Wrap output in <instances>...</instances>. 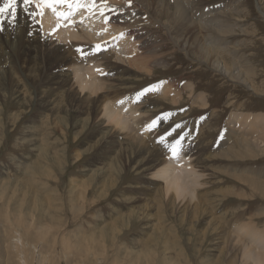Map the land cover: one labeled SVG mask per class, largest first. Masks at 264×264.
<instances>
[{
	"label": "rangeland",
	"instance_id": "rangeland-1",
	"mask_svg": "<svg viewBox=\"0 0 264 264\" xmlns=\"http://www.w3.org/2000/svg\"><path fill=\"white\" fill-rule=\"evenodd\" d=\"M81 2L82 5H87L84 3L86 0H81ZM93 2L98 4L94 7L95 9L90 7L91 3L94 4ZM171 2L172 0H160L159 5H172ZM200 3L203 4V8L210 6V8L219 11L222 10L224 15L229 17L227 21L222 22V25L228 33L230 32V36L217 39L223 36V32L219 29L218 36L212 33L213 38L211 40L218 41L220 45L224 44L222 40L229 41V45H227L229 51H226L227 53L223 54L222 57H225L231 65L234 63L233 56L237 54H241L243 58L250 61L248 69L252 72L251 75L257 89L253 90L249 84L244 82H237L234 75L221 73L212 64L203 61L202 55L197 56L189 48L191 44L185 47L180 43H174L175 41L172 42L169 39L170 36L167 35L168 29L166 27L160 25V22L157 23L158 21L153 23L148 20V17L156 16V11H153L155 9L151 8L149 13L142 16L140 13L144 12L142 11L143 7L137 10L135 9L137 5L134 3L129 5V0H91L90 4L88 3V8L91 9H88L87 6L85 8L88 9V12H85L82 5L79 7V9L81 7L84 9L83 12L86 15L82 13L83 16L79 14L76 19H71L73 20L71 23L69 22L71 27L70 24L58 25L59 28L63 27L67 34L83 33L85 37L81 36L77 39H80L81 43L79 44L85 50L100 44L102 49L115 53L110 61V66L119 71L123 69L122 66L126 68L125 76L127 79L123 81V84L129 85L128 91L111 99L110 104L107 105L109 109L102 105L100 110L94 112L90 106L88 107L89 115H81L80 110H75L72 104L68 105L67 98L63 104L58 98L56 111L46 109L41 105L40 102L44 100L42 98L44 95L40 91L41 88L42 90L46 89L44 76L46 73L58 72L56 62L48 65L47 61L51 62L50 54L53 49L61 51L70 39L63 40L57 37L58 34L55 33H59V31L56 29L50 30V32L47 29L48 33L43 27L46 30L44 31L39 15L35 16L36 19L34 18L33 25L36 28L33 26V33L30 36L31 39L36 37L37 40H41L43 46L30 41L27 42L29 45L26 43L22 46L23 48L14 45L13 47L8 45L0 47V82L4 84L0 88V264H229L228 260L231 258L232 251L226 248L223 242L215 240L216 235H221V230H215L216 228L212 231L207 230V224L212 219L211 216L208 214L207 218H188L187 220L192 219L190 222L185 221L181 215L180 209L184 208L187 203L186 200L190 202L193 199L192 203H189L190 205L186 204L191 208L198 200V194L188 195L186 200L177 198L175 204H171L168 208L162 209L160 206H154L155 209L154 207L147 208L148 213L152 212L148 220L134 221L128 230H122L114 240L109 239L105 246L98 237L91 236L97 227L105 224V220L112 222L117 215L128 214L133 208L138 210L137 206L145 203L146 197L143 198L144 203L136 198L131 199V201L125 199L131 197L132 187H144L146 185L147 187L160 188L161 184L165 186L163 180L158 181V183L154 182V177H157L156 173H159L160 167L156 168L157 170L152 168L147 172L145 171L146 177L143 180V185H139L137 182L140 176H137L135 167L128 162L123 168V175L119 180L120 182L118 181L116 189L107 198H103L101 201H93L97 195L100 196L97 194L100 193L97 192L100 190L97 185L94 188V194L89 193L91 201H87L86 198L81 200L85 206H82L80 210H78L79 202H75V200L70 202L71 196H80L82 191L79 187L75 188L74 184L79 183L81 178L88 177L91 174L89 173L90 170H96L100 167L101 170H104L108 169L109 166H114L112 161L116 156H113L112 153L120 152L123 149L122 146H128V142L137 143L138 139L142 141L149 139V133L154 130L150 129L149 125L154 119L159 118L158 126L155 128L157 129L155 131L157 137L161 135L160 131L163 127H167L171 131L176 125H181L170 137H176L174 136L176 133L179 134L177 138L184 135V140L188 139V145H199L202 142L213 148V145H216L220 140V136L224 135L228 129H234L239 134L244 132L246 134L243 135L249 137L254 135V138L259 137L258 132L253 134L255 129L260 130V136H262L261 132L264 133V121L260 116V114L264 115V0H202ZM36 4L37 2L32 5L33 9ZM166 6H161L160 11L164 12ZM116 9L117 15L111 18L110 14L113 13L111 10L116 11ZM192 9L190 6L188 10L193 12ZM92 12L94 13L92 14ZM18 16L17 12V20ZM159 17L162 20L169 18L164 14H160ZM8 19L12 21L11 18L7 17L3 23ZM13 24L9 27H3L9 29L12 39L17 38V33L24 38V32L16 30L18 21ZM113 26L114 28H112ZM99 27L102 29L99 30ZM215 27L219 28L218 26ZM191 29L185 34L190 35L194 28ZM2 39L9 40L4 35ZM143 43L149 45L144 46ZM224 45L226 46V44ZM148 48L156 51V54L152 55L150 59L145 58V61H148L152 67L151 72L146 71V69H138L132 60L141 54L143 56L153 54L145 53ZM22 50L24 53L25 51L28 53L24 54ZM38 51L42 55L45 53L46 59L44 58L43 63L39 66V72L31 75L29 70L34 66L33 63L36 58L34 54L39 53ZM23 56L24 58H22ZM18 59L20 60L18 61ZM22 59L26 69L20 71ZM129 60H132L133 63L131 64ZM85 61L84 69L82 68L81 71L76 72L75 69L67 67L72 78L67 81L68 85L78 93L79 97H77L82 100L86 97L92 99L101 91L103 92V86L109 83H104L102 78L109 76L112 72L109 64L106 65L105 61ZM239 61L243 63V61ZM47 67L51 68L47 70ZM128 71L131 72L128 73ZM23 72L26 73V80L23 78ZM19 73L22 78L19 77ZM2 75L10 76V81H6ZM78 76L81 79H78ZM85 77L89 78L86 79ZM33 79H38L36 84H34ZM83 83H87V85L84 86ZM89 83L91 86L88 85ZM95 84H99L98 86L102 87L101 90L98 89L99 91L93 92L91 89L96 86ZM153 85L156 86L154 91L146 93L143 97L137 96L143 89L151 88ZM168 88L171 89L170 93L167 92ZM174 93H177V96ZM200 95L206 98L207 105L205 108L198 106L201 105L199 103ZM163 96L167 97V100L161 99ZM172 96L173 99H179L175 101V104ZM79 99L75 97V101ZM113 100L114 103H112ZM120 105L124 106L120 108ZM59 107L62 111H59ZM63 109L66 110V113ZM128 109L129 111H126ZM118 111H122L123 118L125 117V119L120 120L122 126L114 124L115 122L110 115L118 114ZM91 114L92 120L86 121L89 127L84 130L80 123L81 118H90ZM234 115L238 116L237 122L230 118ZM64 116L66 117L64 122H59L60 117L63 118ZM108 116L112 119V122L109 119L111 123L108 122ZM122 120L125 124L122 123ZM141 121L144 122L143 126L140 124ZM209 123L210 125H207ZM27 126H30V130ZM164 128L163 130H165ZM105 130H112L111 133L113 134L110 140H115L114 143L110 144V147L112 146L110 150L108 146L99 147L98 144L96 145L97 140L106 132ZM168 130L167 132H169ZM130 131L133 134H130ZM33 136L36 137L32 139ZM259 142H262V147L257 151V157H238L231 161V164L234 165L232 169L243 170L241 178L244 177L248 180L249 176L259 177L254 176L255 172H264L262 169L264 168V138ZM154 144L159 148L160 144H156L155 141ZM105 148L108 149V153L104 151ZM214 148V150L220 151L225 146L220 147L221 149L218 148L219 150ZM189 150L192 152V148ZM56 151H59L58 160L61 164L52 158ZM40 152L48 153V159L43 160L44 166H41L43 171L38 174L33 172L30 174L29 168L33 162L41 160ZM77 152H79L80 157H76V159L75 153ZM194 159L195 157L193 161L189 159L183 163L185 165L189 162L192 165L196 161ZM204 160L206 158L197 159V165H193L195 168L192 166L190 171L191 176L194 172L200 174L199 181L202 184L198 185L199 189L213 190V188H209L211 182H207L211 178L216 179L212 186H216L218 191L229 190L232 187L229 191L234 192L233 187H235L238 191L235 194H247L245 197H250L249 199H240L236 198L235 195L236 197L225 199V196L222 198L225 201H223L221 209H226V207L234 209V207L248 201L252 205L248 210L249 215L254 214L258 207L264 206L262 194L252 195V192L259 190L258 188L249 186L232 176L225 178L219 174L211 176L212 170H204L199 166ZM249 171H252L251 174ZM151 178L154 180H149ZM52 192L55 199L48 202L43 195L48 196ZM169 195L165 198L172 197V192ZM148 198L150 200L152 197ZM139 202L141 205L138 204ZM221 209L218 211L220 212ZM218 211L217 213H219ZM160 212L161 214H159ZM108 215L111 217L106 218ZM244 220L248 224L249 221H252L250 217ZM252 222L263 227L264 217H259L257 221ZM152 223L159 224L158 226L162 224L167 226L172 236L168 238L165 235V238L162 236L157 239L155 244L148 243L147 247L151 249L152 253L141 260L137 251L142 249L146 243L144 241L152 233L150 227ZM234 223L235 221L229 229L236 236V232H240ZM195 224L196 226H194ZM205 231L207 233H204ZM241 233L243 234L244 231L242 230ZM258 248L260 247L255 248V250L260 252ZM257 251L256 253H258ZM244 263L242 257L237 262V264Z\"/></svg>",
	"mask_w": 264,
	"mask_h": 264
},
{
	"label": "bare ground",
	"instance_id": "bare-ground-1",
	"mask_svg": "<svg viewBox=\"0 0 264 264\" xmlns=\"http://www.w3.org/2000/svg\"><path fill=\"white\" fill-rule=\"evenodd\" d=\"M87 1H89L88 2L89 4L91 2V0H86V2H84V3H86L87 5L84 6V4L82 5L81 0H75L74 5L72 7H70L69 10L73 11L74 9H76V7L78 5H80V6L82 5L84 9L86 8V6L88 8ZM105 1H107V0H105ZM122 1H124V0H122ZM200 2H202V0H200V1H197V0H172V2H171L172 5L163 4V5H167V6L165 7L164 12H162L160 10L162 9L161 6H163V5H161V6L159 5L160 0H131V4L134 3L137 5V7H135V9L139 10L140 7H143L142 11H144V12L140 11V12H142V13H140V14H142V16L149 13L150 12L149 10L151 8L155 9L153 11H156V16L155 17H148V20H150L153 23H156L158 21L157 23L160 22L159 23L160 25H163L164 27H166L168 29L167 35L170 36L169 39L172 40V42L175 41L174 43H180L181 45H184L185 47H188L189 44H191V46H189V48L193 52H195V54L197 56L202 55L204 58L203 61L209 62L210 64H212L215 67V69H217L221 73H225L226 75H228V74L234 75V77L237 79V82L238 81L244 82L246 84H249V86L251 88H253V90L257 89L256 84L254 82V78L251 75L252 72L250 71V69H248L250 61L247 58H243L241 54H237V55L233 56L234 57V63H232L233 65H231V63L229 61H227V59H225V57H222L223 54L227 53L226 51H229V49L227 47V45H229V43H228L229 41L222 40V41H224V44H226V46H225L223 43H222V45H220V43L218 41L214 42V40H211V38H213V34L217 35V33H220L219 29H220V31L223 32V36H220L217 39H224L225 37L228 38L230 36V34H229L230 32L228 33V31L222 25V22L227 21L229 19V17L227 18L224 15L222 10L219 11L218 9L210 8V6H209V8H205V6H204V8H203V4ZM0 3H3V0H0ZM38 3H39V5H44L41 2V0H39ZM118 3H120V2H118ZM96 5H98V4L97 3H94V4L91 3L90 7L94 8ZM190 6H191V8H193L192 9L193 12L195 10L194 13L190 11L191 9L188 10ZM34 7L35 8L33 9L32 5H31L28 8V12H25L22 6H18L17 7V12L19 15L18 20L16 19L15 21H13V20L10 21V19H8L6 22L4 21V23H3L4 27H9L13 23L18 21V24L16 25L17 26L16 30L18 32H24L25 37L24 38L20 37V35L18 33L17 34L15 33L17 38L12 39L10 37L11 32L8 31L9 29H5L3 27L4 31L3 30L0 31V47L6 46V45L13 47V45H14L18 48H23L22 46H24V44H26L27 42H30V41H34L35 43L41 45L42 44L40 42L41 40H37L36 37L31 39V36H30L33 33L32 29L34 26L33 25L34 18H35V16L37 17L38 15L40 17L39 18L40 21L43 24L42 28L45 27L46 30L47 29L49 30V32H50V30L53 31L54 29H56L59 31V33H55V34H58L57 37H59L60 39L62 38L63 40H67L68 38L70 39L66 43L65 48L61 49V51H59L57 49H53V51L50 54L51 62L47 61L48 65H50V63L54 64L56 62L57 63L56 67H58L57 68L58 72L57 73L56 72L46 73V75L44 76V78H45L44 82H45L46 89L42 90V88H41V91H40V93L44 95V96H42V98H44V100H42L40 102L41 105L46 109L48 108L50 110L56 111L58 109V98L61 100L62 104H63V101L67 98L68 105L72 104L75 110H78V111L80 110L81 115H89L88 114V112H89L88 107H90V106H92L91 108L93 109L94 112H97L98 110H100V107L102 105L106 106V109H109V107L107 108V105L110 104L109 101L115 97H118L119 95H121L123 93H126V91H128V88H129L128 87L129 85L127 83L123 84V81L127 79V76H125L126 75L125 74L126 68L124 66H122L123 69L121 71H119L115 67L110 66V61L112 60V57H114L115 53H112L110 50H106V49L97 50L95 47L88 48V50H85L83 48V46L79 44V43H81L80 39H77L78 37H81V36L85 37V36H83V33L77 32V33H68L67 34L66 30L63 29V27L62 28L58 27L59 24L57 25V23H59L60 20L56 19L53 14L48 12L46 9H44V11H41V13H39L37 10H35L37 7L35 5H34ZM91 8H88V9H91ZM81 9H82V7H81ZM84 9L79 11L80 15H82V13H84L83 12ZM87 10L85 9V12H88ZM183 10H185V11H183ZM111 11L113 13L110 14V17L114 18V16H116L118 13L117 9H116V11H114V10H111ZM93 13L94 12H92V14ZM84 14L86 15V13H84ZM160 14L167 15L169 18L167 17L168 18L167 20L166 19L162 20L159 17ZM5 17L11 18L7 12L5 13ZM74 19H76V18L74 17ZM70 20H71V18L63 20V24L70 21ZM230 21H232V19H230ZM101 22H103V21H101ZM94 25H96V24H94ZM64 26H66V25H64ZM69 26L71 27L72 25L70 24ZM215 26H218L219 28H216ZM34 28H36V27L34 26ZM45 28H43L44 31H46ZM112 28H114V26ZM191 28L192 29L194 28V30L192 32H190L191 34L190 35L185 34V33H188ZM96 29H98V28H96ZM101 29L102 28H100L99 30H101ZM48 30H47V32H48ZM234 31H236V30H234ZM3 35L5 36L6 39H9V40H7V41L3 40L2 39ZM55 37H56V35H55ZM75 39H77L76 42H75ZM91 40H93V39H91ZM46 44H47V42H46ZM143 44H144V46L149 45L146 43H143ZM27 45H29V44L27 43ZM43 45H41V46H43ZM38 47H40V46H38ZM78 49H83V52L85 54L81 55V52L78 51ZM17 50L19 51V49H17ZM146 50L147 51L145 53H153V54H149V55H145V56H143L141 54V55H138L137 57L133 58L132 60L134 61V65L137 66L138 69H141V70L146 69V71L151 72L152 67H151V65H149L148 61H145L146 60L145 58L148 57L150 59V57L152 55L156 54L155 53L156 51L152 50L150 48H148ZM22 52H23V50H22ZM26 53H28V51L27 52L25 51L24 54H26ZM44 55H45V53H44ZM44 55H42L40 52L34 54V57H36L34 59V63L32 61H30V63H33L34 66L31 67L32 69L29 70V74L32 75L35 73L37 74L39 72V66L43 63L44 58H45ZM11 56H12V54H11ZM22 58H24V56ZM11 60H12V58H11ZM19 60L20 59H18V61ZM85 60H88L89 62L90 61L93 62V60L105 61L106 65L109 64L110 71H112V72H110L109 76L102 78L104 83L105 82L109 83V84H106L105 86H103V92L101 91L99 95L95 96L92 99H89V97H86V99L82 100L81 98L80 99L78 98L79 97L77 95L78 93L76 91H74L73 88L71 89L68 85L67 81H69V79H72V78L69 75L70 71H68L67 67H71L72 69H75L76 72L78 70L81 71L84 69L83 65L86 62ZM132 60H129V61L131 62ZM239 60L243 61V63H240ZM22 61H23V59H22ZM115 62H116V60H115ZM120 63H122V62H120ZM124 63H125V61H124ZM132 63L133 62H131V64ZM36 65H37V67H36ZM160 65H163V64H160ZM20 66H21L20 71H22L23 69H26L24 61L22 62V65H20ZM118 67H121V66H118ZM48 68H51V67H47V70H48ZM107 68H109V67L107 66ZM72 69H71V71H72ZM130 72L128 71V73H130ZM6 75H2V76L4 77V79H6V81H10L9 77L11 76V74L9 77H7ZM22 75L24 76L23 78L26 80V78H25L26 73L23 72ZM85 76H86V74H85ZM19 77L22 78L20 73H19ZM89 77H87V78L85 77V78L88 79ZM79 78L81 79V77L78 76V79ZM37 81H38V79H33L34 84H36ZM8 84H10V83H8ZM83 84H84V86L87 85V83H83ZM3 85L4 84L2 82H0V88H2ZM70 85H71V83H70ZM88 85L91 86V83H89ZM98 85L99 84L94 86L93 89H91L89 86L88 87L94 92V91H97L98 89L102 88V87H99ZM168 89L169 90L167 92L170 93L171 89L170 88H168ZM191 89L193 90V88H191ZM169 93H167V94L170 95ZM90 94H91V92H90ZM174 95L177 96V93H174ZM75 97L79 100L75 101ZM161 99L167 100V97L163 96V97H161ZM172 99H173V96H172ZM173 100H174V104H175V101H178L179 99L175 98ZM199 100H200L199 103H201V105H198V106H204V108H205L207 105L206 98L204 96L200 95ZM114 102L115 101L113 100L112 103H114ZM122 106H124V105H120V108ZM110 107H112V106H110ZM60 110H61V107H59V111ZM124 111H125V109H124ZM126 111H129V109ZM154 111H156V110H154ZM64 113H66V110H64ZM117 113L118 114H114V115L110 114L112 119L115 122L114 124H116V125L120 124L121 119H125V117L123 118V112L122 111H118ZM92 114H94V113L92 112ZM92 114H91L90 118L88 116H87L88 118H81L80 123H81L82 128L84 130L89 127V125L86 121L90 120L93 117ZM40 116H42V115H40ZM65 116L63 118L60 117L61 119L59 120V122L63 123L65 120L64 118H66ZM260 116H261V119L264 121V115L260 114ZM111 117L108 118V122H110V121L112 122ZM230 118H232L233 121H235V122L238 121V116H236V115H234ZM109 119H111V120L109 121ZM96 121L98 122V120H96ZM123 121L124 120H122V123H123ZM134 121H135V119H134ZM139 121H140V119H139ZM143 123H142V121L140 122V124L142 126L144 125ZM145 123H146V121H145ZM158 123H159V120H158ZM210 123L207 125H210ZM123 124H125V122ZM150 124H151V122H150ZM124 126H126V125H124ZM27 127H29V130H30V126H27ZM163 128H162V131H160L161 132L160 136L167 133L168 128L165 127L164 128L165 130H163ZM208 128H207V131L209 130ZM156 130L157 129H154L152 132L149 133V135L147 134L149 139H144L145 138L144 137L143 138L144 141H142L141 139H138L137 143L128 142V146L127 145H125V146L121 145L123 149H121L120 152H118L116 154L112 153L113 156H116L115 159L112 161L114 166L113 165L109 166L108 169L102 168L104 170H101V167L99 165L100 168H98L96 170H90L89 173H91V174L88 175V177L81 178L79 183L74 184L75 188L79 187L82 189V191H81L80 196H77V197L71 196L70 202H73L74 200H75V202H79L80 207L78 208V210H80L82 206H85L81 203V200L86 198L87 201H91L89 199V197H90L89 193L91 195L94 194V192H95L94 188L97 185L100 188L99 191L97 190V192H100V193H97V194H100V196L97 195V197L93 201H97V200L101 201L103 198H107L109 195H111V192L116 189V187L118 185L117 184L118 181L122 178L123 168H125V166L128 162L131 163L135 167L134 169L137 171V176L138 177L140 176L138 178V182H137V183H139V185L143 183V180L146 177L145 171L147 172L152 168L156 169V168L160 167L159 173L158 172L156 173L157 177H154L155 180L152 178L149 180H152V181L154 180L155 183L156 182L158 183V181L161 182L163 180L162 182L165 183V186L161 184L160 188L159 187L153 188L150 186L147 187L146 185L144 187L143 186L132 187L131 197H129V198L127 197L125 199H128L131 201V199L136 198L140 202L144 203L143 198L146 197L145 203L141 205L139 202L138 204H140L141 206H137L138 210H135L133 208L128 214L117 215L112 222H108L105 220V224L101 227H97L96 230L93 232V234H91V236L98 237L100 239V241L102 242V244L105 246L106 242L109 239L114 240V238L117 237L116 235H119L122 230H124V229L128 230L132 226V223L134 221L140 222L142 220H148V217L151 216L152 210L150 211L151 213H148L147 208H152L154 206H158V207L160 206L162 209L168 208L171 204H175V201L177 200V198H181L182 200H186V198H188L187 197L188 195L198 194V196H197L198 200L194 203L193 207H191V208L189 207V205H190L189 203H192V200H193L192 199L190 202L188 200H186V202L189 205H186L187 204L186 203L184 208L180 209V212H182L181 215H183L185 221L191 222V220L194 219V217H196V219L197 218H199V219L207 218V216L209 214V216H211L210 218H212V219H210L209 223L207 222L208 223L207 224V230L212 231L215 228H216L215 230H221V233H220L221 235L215 234L216 235L215 240L217 242L218 241H220L221 243L223 242L226 245V248H228L232 251L231 252L232 253L231 258L228 260L229 264H237L238 260L241 257L245 262L244 264H246V263H248V264H264V226L262 227L259 224L257 225V223L255 224L252 222V221H257V219L259 217H261V218L264 217V206L258 207V209L256 210V212L254 214H249V215H248V210H250L252 205L248 201L245 204L234 207V209L227 208V207H226V209H221L223 201H225V199H227L228 197L231 198L233 196L234 197L237 196L236 198H240V199L241 198L249 199L250 197L249 196L245 197L247 194H244V195L235 194L236 192H238L235 189V187H233L234 192L229 191V190H231L232 187L229 188V190L225 189L223 191H218L216 186H212V183L214 181H216V179H211V178L207 182H211V186L209 188H213V190H206L208 188L199 189L198 185L202 184V182L200 183V181H199L200 180V174L199 173L196 174V172H194L193 176H191V172H190L192 166L197 165V159L206 158V160L202 161L199 166L201 167V169H204V170H209V169L212 170L211 176L216 175V174H219L220 176H222L224 178L232 176L235 179H238L240 181L242 180L243 183L245 182L249 186H254V187H256V189L257 188L259 189L256 192H252V195H256L257 193H259V194H262L264 197V172H261V171L255 172L254 176H259V177H253V176L248 175L249 179L247 180V179H244V177L241 178L242 177L241 173L243 170L241 169V171H237L236 169H232V167L234 165L231 164V161L236 160L238 157H241V158H243V157H247V158L257 157V155H258L257 151L259 149H261V147H262V145H261L262 142H259V141L264 138V136H263L264 133L261 132L262 136H260V130L258 131L257 129H255L253 131V134L258 132L257 135L259 137L254 138L255 137L254 135L249 137L248 135H246V136L243 135V134H246L244 132L239 134L234 129H228L226 132H224V135L220 136L221 138L216 143V145L212 144L213 148L216 147L217 149L225 146V148L220 150V151H216V150H214L215 148L214 149L212 148V146L211 147H210V145L207 146V144H205V143L203 144L202 142L199 145H193V144L188 145L187 144L188 139H185L184 142L182 143V149L179 151L178 155L174 156L172 154V152L169 150V148L166 146V144L173 143L179 134L177 135V133H176V135H174L176 137H174V138L169 137V138H167L165 144H161L160 143V136L157 137V135H156L157 132L155 133ZM168 131H170V130H168ZM186 131H185V133H186ZM207 131H206V133H207ZM111 132H112V130H108V131L104 132V135L101 136L97 140L96 145L98 144L99 147H101L102 145H104V147L108 146V148L110 150V148L112 147V146L110 147V144L114 143V141H115V140H110L111 135L113 134ZM172 133H174V132H172ZM229 133H230V135H229ZM130 134H133V133H131V131H130ZM158 134H159V132H158ZM34 137H36V136H33L32 139ZM126 137L128 138V136H126ZM107 139H109V140H107ZM201 139H202V137H201ZM102 140L104 141L103 144H102V142H103ZM189 140H190V138H189ZM29 141H31V140H29ZM154 141L156 142V144H158V145L160 144L159 148L157 147V145L154 144ZM34 142H35V140H34ZM210 142H212V141H210ZM96 145H93V146L95 147ZM189 148H192V150H191L192 152H190ZM89 149H91V148H89ZM41 151H43V150H41ZM104 151L106 153H108V149L105 148ZM215 152H217V153H215ZM58 153H59V151L54 152V155H52V158H54L57 163L61 164L60 160H58L60 157ZM202 153H205V154H202ZM37 154H39V153H37ZM75 154H76L75 158L80 157L79 152H77ZM47 155H48V153L42 152L40 155L41 160L40 161H34L33 164L31 165V167L29 166L30 167L29 168L30 174L32 172L38 174L41 171H43V169H41L42 168L41 166H44L43 160L45 161L46 159H48ZM187 157H191V158H187ZM194 157H195L194 160H196V161L192 165L189 162L184 165L183 161H188L189 159H192V161H193ZM180 163H182V164H180ZM208 166H210V167H208ZM216 167H219V168H216ZM193 168H195V167L193 166ZM262 169L264 170V168H262ZM105 170H107V171H105ZM205 172L206 171H204V173ZM251 172H250V174H251ZM152 173L154 174V172H152ZM261 177H263V178H261ZM156 178H158V179H156ZM204 179H205V177H204ZM93 181H95V182L93 183ZM103 189H104V191H102ZM197 190H198V192H197ZM171 192H172V197H170V198L167 197V199H166L165 196H170L169 194ZM142 193H143V195H142ZM43 196L48 200V202L50 200L54 201V199H55L53 196V192L49 193L48 196H46L45 194ZM148 197H152V198L149 200ZM224 197H225V199H222ZM189 199H191V198H189ZM152 204H153V206H152ZM154 209H155V207H154ZM188 209H190L191 211ZM218 209L219 210L221 209V211L219 212ZM174 210H175V207H174ZM217 211L219 213H217ZM159 214H161V212ZM247 215H248V217H250L252 219L251 222L249 221V224L246 222V220H244V219L248 218ZM108 217H111V216H109V215L106 216V218H108ZM188 218H192V219L187 220ZM234 221H235L234 224L239 228V232H240V233L236 232V234H237L236 236H234L232 231L229 229L230 225H232V223ZM252 223L255 225H253ZM237 224H240V225L238 226ZM158 225H156L154 223L151 224L150 227L152 228V230H151L152 233L144 241V243L145 242L146 243L144 246H142V249L137 251V253L139 254V258H141V260L145 259V257H147V255L152 253L151 249L147 247L148 243L155 244L156 240L161 238L162 236L164 238H165V235H167L168 238H170L172 236L171 233L169 232V229L167 226H165L163 224L161 226H158ZM194 226H196V224ZM191 229L193 230V227ZM242 230L244 231L243 234H246V235H243L241 233ZM204 233H207V232L205 231ZM235 241H236V243H235ZM257 247H260V248H258V250H260V252L255 250V248H257ZM261 247L263 250L261 249ZM256 251L258 253H256Z\"/></svg>",
	"mask_w": 264,
	"mask_h": 264
},
{
	"label": "snow or ice",
	"instance_id": "snow-or-ice-1",
	"mask_svg": "<svg viewBox=\"0 0 264 264\" xmlns=\"http://www.w3.org/2000/svg\"><path fill=\"white\" fill-rule=\"evenodd\" d=\"M41 2L45 5H48L53 2V0H41ZM55 2L60 3L64 2L67 3L69 0H55ZM36 3V0H3V3H0V31L3 30V20L6 18L5 13L7 12L11 19L15 21L17 17V7L22 6L25 12H28V8ZM131 4V0H129V5ZM39 7V4H36ZM123 35V34H121ZM95 48L97 50H102L101 45H96ZM81 52V55H84L83 49H78ZM156 88L153 85L151 88H145L140 93L137 94L138 97L145 95L151 91H154ZM158 119H154L151 121L149 125L150 129H155L158 126ZM181 125H176L171 131L165 133L164 135L160 136V143L165 144L168 137L172 135V132L176 131V129L180 128ZM185 136L180 135L179 138H176L173 143H168L166 146L172 152L174 156L178 155L179 151L182 149V141L184 140Z\"/></svg>",
	"mask_w": 264,
	"mask_h": 264
}]
</instances>
